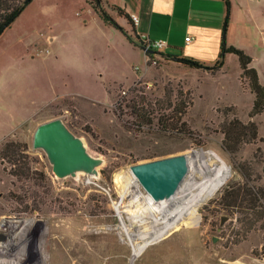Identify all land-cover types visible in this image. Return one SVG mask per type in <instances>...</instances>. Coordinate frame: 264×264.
I'll return each instance as SVG.
<instances>
[{"label": "rangeland", "instance_id": "obj_1", "mask_svg": "<svg viewBox=\"0 0 264 264\" xmlns=\"http://www.w3.org/2000/svg\"><path fill=\"white\" fill-rule=\"evenodd\" d=\"M232 2L234 45L264 85V0ZM62 5L31 0L0 36V146L25 144L30 167L17 180L3 170L12 165L0 163V264H129L131 242L142 245L163 226L153 223L130 167L191 150L216 152L230 176L198 205L197 224L149 245L134 264H264V223H252L250 205L239 203L242 187H264V113L251 116L254 96L237 57L226 54L224 68L190 69L158 54L145 62L122 34L98 33L84 5ZM47 35L56 36L49 55L31 58ZM232 118L258 129L233 154L221 147V124ZM53 119L102 160L97 177L57 178L45 153L32 148L36 127Z\"/></svg>", "mask_w": 264, "mask_h": 264}, {"label": "crops", "instance_id": "obj_2", "mask_svg": "<svg viewBox=\"0 0 264 264\" xmlns=\"http://www.w3.org/2000/svg\"><path fill=\"white\" fill-rule=\"evenodd\" d=\"M61 1L63 7L69 4L84 5L91 14L98 33L113 36L116 31L122 34L134 53L144 54L138 45L141 38L144 37L152 42H164L166 44L164 56L192 58L203 66H210L214 65L218 59L222 37L225 38L227 45L236 47L233 41L236 29L231 24L233 0H229L231 10L225 30V6L221 0H101L104 9L133 43H130L120 30L105 23L93 10L89 0ZM112 8L121 10L128 19L118 15ZM132 16L137 19L136 24L132 21ZM262 36H264V32H262ZM40 37L42 38L43 35ZM55 39L54 35L44 37L46 47L36 49L31 58L49 55L50 45L54 44ZM187 39H189L188 42ZM77 49L78 47L75 45L74 51L77 52ZM115 51L119 53L117 49ZM144 58L147 62L145 54ZM75 67L78 69L79 65L76 64ZM222 68H224V64ZM4 72V65L0 63V80ZM0 84L2 83L0 82ZM112 89L110 85L104 86L108 95Z\"/></svg>", "mask_w": 264, "mask_h": 264}, {"label": "trees", "instance_id": "obj_3", "mask_svg": "<svg viewBox=\"0 0 264 264\" xmlns=\"http://www.w3.org/2000/svg\"><path fill=\"white\" fill-rule=\"evenodd\" d=\"M31 0H0V36L5 30L10 28L11 24L15 19L23 12L26 5ZM225 6V26L228 24L231 4L229 0H221ZM89 3L93 10L99 15V17L110 26H113L115 29L120 30L129 40L130 43L133 41L126 35V33L114 22V20L108 15L107 11L103 7L101 0H89ZM120 16H123L125 19H128L121 10L117 8H112ZM141 47L140 44H138ZM160 55L166 59H176V62L182 66L190 69H199L203 65L192 59V58H177L164 56L156 51L151 54H146L149 58H152L155 55ZM226 54L235 55L239 62V67L241 70V78L247 81L248 87L251 94H253V104L251 109V116L264 113V85L259 83L258 75L255 69L249 67L251 63V58L245 54L242 49L236 48L234 46H228L223 39L219 48L218 59L215 61L213 68H220L224 64V57ZM207 68V67H206ZM182 113V112H181ZM180 121V117L178 119ZM177 121V122H178ZM221 134L223 139L221 142L222 149L227 153L237 152L241 146L245 144H250L257 139L258 129L254 122L243 123L237 118H232L230 120L224 121L221 124ZM27 150L25 144L15 143L12 141L5 142L0 146V163L6 161L12 165V168L7 171L8 174L17 179L21 180L23 178H28L30 173V167L27 161H23V153ZM26 158V157H24ZM260 161L262 163L261 169V179L264 182V150L260 153ZM251 189H243V196L239 203L246 202L250 205L248 208L251 210L253 218L251 219L252 223L262 221L264 223V187L260 186H251ZM229 186L225 187L223 192L228 193L234 202H238L240 194L239 192L230 191ZM264 227V226H262Z\"/></svg>", "mask_w": 264, "mask_h": 264}, {"label": "water", "instance_id": "obj_4", "mask_svg": "<svg viewBox=\"0 0 264 264\" xmlns=\"http://www.w3.org/2000/svg\"><path fill=\"white\" fill-rule=\"evenodd\" d=\"M32 148L45 153L53 174L60 179L74 178L79 174L97 177V170L103 163L88 153L82 140L61 119L38 125L33 133ZM130 171L154 202H165L176 194L188 175L189 156L179 154L136 164L130 167ZM223 222L224 219L221 224Z\"/></svg>", "mask_w": 264, "mask_h": 264}, {"label": "bare ground", "instance_id": "obj_5", "mask_svg": "<svg viewBox=\"0 0 264 264\" xmlns=\"http://www.w3.org/2000/svg\"><path fill=\"white\" fill-rule=\"evenodd\" d=\"M187 155L189 156V176L183 180L178 191L171 199L156 203L146 194L144 199L150 216L152 215L155 218H153V223L155 225L163 224V226L157 229L154 228V230L151 229L153 238L150 241L144 242L142 245L131 242L132 253L129 264H134V261L149 245L163 239L166 235H173L179 231V226L191 227L197 224L198 205L214 195L230 176L229 167L214 151L191 150ZM207 160H212L213 163L209 164ZM195 167H198L196 177L197 175L201 176L198 182L196 177L192 178V170ZM158 216L160 218H157ZM127 235L130 237V234ZM140 238H144V236H140Z\"/></svg>", "mask_w": 264, "mask_h": 264}, {"label": "built area", "instance_id": "obj_6", "mask_svg": "<svg viewBox=\"0 0 264 264\" xmlns=\"http://www.w3.org/2000/svg\"><path fill=\"white\" fill-rule=\"evenodd\" d=\"M132 21L135 24L137 23V19L134 16H132ZM188 41H189V39H187V42ZM140 45H141V49L145 55L147 54L146 52H148V51H152V52L156 51V52L164 55L163 52H164V49L166 47V44L164 42H161V41L152 42V41H149L147 38H144V37L141 38ZM146 61L150 62V59L148 56H146ZM152 63L155 64V61H152ZM136 70H137V68H135V71ZM123 94H125V92H123ZM4 233H5L4 229H2L0 226V236H2V234H4ZM0 247H1V241H0Z\"/></svg>", "mask_w": 264, "mask_h": 264}]
</instances>
